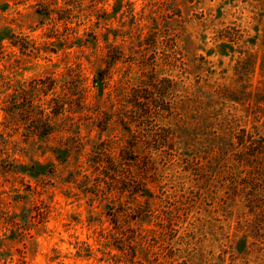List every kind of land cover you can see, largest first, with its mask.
I'll use <instances>...</instances> for the list:
<instances>
[{"label": "rangeland", "instance_id": "obj_1", "mask_svg": "<svg viewBox=\"0 0 264 264\" xmlns=\"http://www.w3.org/2000/svg\"><path fill=\"white\" fill-rule=\"evenodd\" d=\"M0 264H264V0H0Z\"/></svg>", "mask_w": 264, "mask_h": 264}, {"label": "trees", "instance_id": "obj_2", "mask_svg": "<svg viewBox=\"0 0 264 264\" xmlns=\"http://www.w3.org/2000/svg\"><path fill=\"white\" fill-rule=\"evenodd\" d=\"M140 92H141V90H140V89H137V90H135V91H134V93H136V95H135V96L137 97L136 99H138V98H145V97H143L142 95H141V96H139V93H140ZM239 143H241V141H240V140H239Z\"/></svg>", "mask_w": 264, "mask_h": 264}]
</instances>
